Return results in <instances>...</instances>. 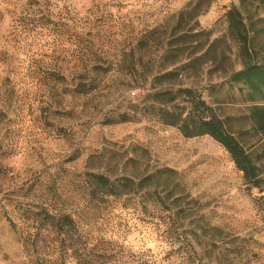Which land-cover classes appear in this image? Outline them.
<instances>
[{"label":"rangeland","instance_id":"1","mask_svg":"<svg viewBox=\"0 0 264 264\" xmlns=\"http://www.w3.org/2000/svg\"><path fill=\"white\" fill-rule=\"evenodd\" d=\"M231 9L264 65V0H0V264H264V90L230 79L247 64ZM185 89L260 188L210 136L161 123Z\"/></svg>","mask_w":264,"mask_h":264},{"label":"trees","instance_id":"2","mask_svg":"<svg viewBox=\"0 0 264 264\" xmlns=\"http://www.w3.org/2000/svg\"><path fill=\"white\" fill-rule=\"evenodd\" d=\"M227 17L230 29L241 43V51L247 59L244 68L232 74L230 79L235 83H245L254 93H262L264 90V65L256 64L253 61L250 36L244 20L237 9H231L227 13ZM180 93L185 97L183 101L185 104L158 107L156 110L161 123L178 128L187 138L210 136L228 152L236 168L243 173L248 187L260 188L263 179L258 166L236 137L226 129L223 120L195 91L185 89ZM172 101L175 100L172 99ZM252 116L255 129L264 134V106H255ZM124 117V119L129 118L128 114H125ZM163 172L164 170L158 173ZM90 177L105 194L110 196H122L141 189V184H134L128 178L112 181L103 175L91 174Z\"/></svg>","mask_w":264,"mask_h":264}]
</instances>
